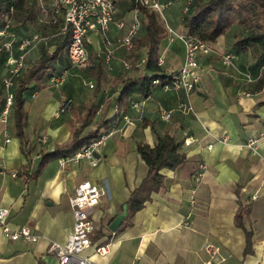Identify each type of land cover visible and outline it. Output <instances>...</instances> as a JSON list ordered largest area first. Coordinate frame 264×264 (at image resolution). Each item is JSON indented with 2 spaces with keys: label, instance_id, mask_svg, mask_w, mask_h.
Wrapping results in <instances>:
<instances>
[{
  "label": "crops",
  "instance_id": "obj_1",
  "mask_svg": "<svg viewBox=\"0 0 264 264\" xmlns=\"http://www.w3.org/2000/svg\"><path fill=\"white\" fill-rule=\"evenodd\" d=\"M115 2V20H123L126 25L122 30L114 23L110 25L107 35L111 45L97 31L87 35L93 64L86 69L88 80L95 87V76L100 74L101 78L95 101L99 109L105 100L113 101L118 95L119 77H139L143 73L140 59L147 51L139 47V62H135L134 54L139 49L129 52L119 44L118 38L128 29L132 10L129 1L124 9ZM166 22L175 32L186 31L181 21L178 30L173 19ZM237 27L242 26L234 24L226 34L210 42L215 53L198 58L201 78L193 92L187 94L184 90L155 85L148 96L134 97L142 102L140 109L129 106L118 116H115L116 105L111 102L105 119L109 120L113 133L96 155L97 166L87 161L68 163L55 159L46 164L37 178L25 183L23 177H13L12 173L28 162L33 169L39 150L50 152L55 145L69 142L71 110L81 114L83 105L94 93V87L91 89L86 81L83 83L77 71L70 72L62 87L48 84L50 74L68 65L66 50L61 51L50 63L41 83H29L22 95L27 114L24 129L29 148L27 157L20 152L12 107L7 123H0V208L8 209L11 228L28 225L39 236L33 243L10 241L0 229V264H59L47 248L50 242L64 245L71 233L73 217L68 198L83 180L106 191L93 209L91 247L83 253L95 264H203L205 242L219 245L221 259L216 264H264V64L259 62L258 53L233 49L235 35L230 31ZM51 42L47 46L49 52L57 41ZM160 47L158 56L162 54L164 58L163 73L179 69L184 55L182 43L175 39L169 44L166 38ZM224 51L235 53L233 68L219 59ZM38 57L39 53L33 64ZM5 58L6 52L2 51L0 112L5 99L1 82L6 74ZM246 75L251 76V82L245 80ZM16 86L15 81L13 92ZM63 97L72 99L73 103L68 111L61 113L58 107ZM159 109L171 111L169 121L158 116ZM125 114L133 119V124H125L121 119ZM98 117L99 113L94 122ZM5 135L8 143L4 142ZM164 135H173L181 141L186 161L173 171L162 169L164 180L159 191L133 216L125 215L118 229L111 232L109 223L124 209L131 191L146 175L147 167L137 152V144L152 146ZM187 137L192 141L184 144ZM41 138L46 141L40 142ZM221 138L226 141H220ZM248 139H255L253 149L246 145ZM208 145L212 147L207 148ZM201 161L206 167L201 177H196ZM240 205L248 207L242 224L253 234L252 252L246 256L244 231L234 224ZM97 246H108L106 255L95 254Z\"/></svg>",
  "mask_w": 264,
  "mask_h": 264
},
{
  "label": "built area",
  "instance_id": "obj_2",
  "mask_svg": "<svg viewBox=\"0 0 264 264\" xmlns=\"http://www.w3.org/2000/svg\"><path fill=\"white\" fill-rule=\"evenodd\" d=\"M135 4L144 6L151 11L162 13L170 6L167 1L164 4L158 0H135ZM39 8V16L37 21L43 26L51 28L53 31L40 38L39 34H32L26 39L21 38L16 40L10 30V24L6 22L0 28V53L6 52L5 69L6 75L2 78V84L6 91L4 105L0 112V123L6 124L10 108L13 105V92L11 88L14 82L25 70V57L29 49L35 46V42L43 40H52L55 37L67 35L68 43L66 46V55L68 65L80 71L90 68L92 64V56L87 48L88 33L91 31L99 32L103 36L105 43L111 45L108 38V31L112 23L115 24L118 30L124 29L126 22L123 20H115L116 7L114 0H37ZM187 10L188 8L185 7ZM141 26L139 20V12L132 10V16L125 34L118 38V42L124 49L129 52L134 50V38L137 35ZM167 42L173 43L175 39L182 43L184 47L183 62L179 69L172 70L166 73L164 78L157 77L152 80L151 85H159L163 89L169 90H184L187 94L195 90V86L201 78L199 71V57L210 56L216 50L212 45L207 44L198 38L191 37L187 32L177 33L170 27L166 26ZM2 39H6L3 41ZM3 41V42H2ZM222 64L229 67L235 66V53L232 51H224L219 54ZM145 57L140 59L144 63ZM158 64L163 65V56L157 58ZM69 67L62 69L58 73H52L48 77V84L51 86H62L68 76ZM247 82H251L252 78L249 75L245 76ZM89 87L94 85L89 82ZM249 96V93H243ZM34 96V95H33ZM72 99L63 97L59 108V112H66L72 107ZM129 106L132 109H140L142 102L131 101ZM187 109H191L188 107ZM171 111L159 109L158 116L164 120H170ZM121 119L126 125L133 124V119L129 116L122 115ZM112 129H102L98 137L92 140L88 145L82 147L72 155L61 158L63 162L79 163L87 161L91 166L98 165L96 155L100 154L103 144L112 135ZM45 138H41L40 142L44 143ZM192 141L191 137L184 140V144ZM220 141L225 142V138ZM4 142L8 143L9 138L5 135ZM247 146L254 148L256 146L255 139H248ZM208 145L207 148H211ZM206 164L201 161L196 169V177H201L202 171L205 170ZM15 177L16 173H12ZM106 191L101 186H98L89 180H83L77 184L73 193L68 198V203L71 208L73 217V228L67 236L66 242L58 244L50 242L47 252L55 255L59 264H95L88 257L83 255L84 251L91 247V232L94 230L95 219H93V209L98 205L100 199ZM9 211L6 208H0V229L5 238L10 241L23 240L24 242H36L39 236L32 233L28 225H22L18 228H11L8 224ZM202 251L205 256L203 264H216L221 258L220 247L211 242H205L202 246ZM108 246H97L94 248V253L97 255H106Z\"/></svg>",
  "mask_w": 264,
  "mask_h": 264
},
{
  "label": "trees",
  "instance_id": "obj_3",
  "mask_svg": "<svg viewBox=\"0 0 264 264\" xmlns=\"http://www.w3.org/2000/svg\"><path fill=\"white\" fill-rule=\"evenodd\" d=\"M131 10L139 12L141 26L134 38V49L147 48L143 63V73L139 77H119L118 83L121 88L118 95L112 100L107 99L99 109L95 105L100 88V74L95 76L96 84L92 97L83 105V111L78 114L72 109L73 119L70 121V140L63 145H55L50 152L39 150L38 161L32 169L28 162L22 166L16 175L23 177L27 183L37 178L49 161L66 158L82 147L88 145L98 137L102 129H109L110 122L105 119L111 102L116 105L115 116L125 112L131 101H136L135 96H148L151 82L157 77L164 78L162 66L158 64L157 58L160 45L167 38L166 28L157 19L156 13L144 6L135 4V0H128ZM167 2V1H166ZM170 2V1H169ZM164 4V3H162ZM188 14L181 16V25L187 34L210 44L218 37L226 34L230 27L238 24L249 30V34L236 38L232 43L233 49H249L255 47L258 51L259 62L264 64V0H202L193 1L188 7ZM39 16L37 0H0V28L10 18H15L19 23H34ZM48 34L53 31L47 27ZM47 34V35H48ZM54 50L49 52L47 46L39 47V57L35 63L28 66L17 78V86L13 92L12 116L15 135L19 141L20 152L26 157L29 153L27 138L24 133L26 126V111L23 92L31 82L40 84L45 72L50 68V63L66 49L68 43L67 35L54 38ZM2 53V52H1ZM264 103V102H262ZM1 105V101H0ZM99 113L97 121L94 118ZM181 141L173 135H164L157 142L149 146L147 143H138L137 152L141 160L146 164L145 177L139 185L131 191L126 201V217L141 210L145 203L151 199V195L159 191L163 184L164 175L162 169L173 171L186 161L185 154L181 151ZM248 207L239 206L234 216V224L244 231L245 248L243 254L252 252V230L242 224V219L247 214Z\"/></svg>",
  "mask_w": 264,
  "mask_h": 264
},
{
  "label": "rangeland",
  "instance_id": "obj_4",
  "mask_svg": "<svg viewBox=\"0 0 264 264\" xmlns=\"http://www.w3.org/2000/svg\"><path fill=\"white\" fill-rule=\"evenodd\" d=\"M116 1L119 2L120 9L121 8L124 9V5H125L126 1H128V0H116ZM168 1H170L171 4H170V6L168 8H166L165 11H163L161 14L156 12V11H154V12L156 13V16H157V19L159 20V22L165 28H166V23H167L166 21L168 20V18L173 19V21H174V23L176 25V28H177L178 27V21H181V19H182L181 16L182 15H187L188 12H189L188 9L187 10L185 9V7L188 8L193 1L197 2V1H202V0H168ZM115 3L116 2L114 0V4ZM7 22L10 24L9 32L12 35H14V38L16 40H19V39L25 38V37L27 39L32 34H39L40 38L44 37V36H46L48 34L47 27L43 26V24H39L38 21H36L34 23L21 24L15 18H10ZM177 30H178V28H177ZM177 33H181V32L177 31ZM230 33H231V35H235L234 39H236L237 37L238 38L244 37V36L248 35L250 32H249V30L245 29L244 27H237V28H233L232 31H230ZM50 42H51V40L50 41L49 40H43V41H40V42H35V46L32 47L31 49H29L28 52H27V55L25 57V65L27 67L32 65L34 60H35V58L38 56L37 52L39 50V47L41 45L42 46L43 45L44 46H49L52 43V42L51 43ZM248 50L249 51H248L247 54L258 53V51H257V49L255 47L249 48ZM140 51L141 50L139 48V50L136 51L137 53L134 54L135 55V60H136L135 62H139V60H138L139 55L137 56V54H139ZM66 67H69V65H67ZM71 71L72 72L73 71L80 72V76H81V79H82L83 83H84V81H86V85L89 87V80H88V73H87L88 71L87 70L79 71L77 69L69 67L67 78L69 77V74H70ZM5 72H6V69H5ZM64 85H65V83L62 86H64ZM62 86H60V87H62ZM13 88H14V85L11 88L12 92H13V90H12ZM5 94H6V91H4L3 96H5Z\"/></svg>",
  "mask_w": 264,
  "mask_h": 264
},
{
  "label": "water",
  "instance_id": "obj_5",
  "mask_svg": "<svg viewBox=\"0 0 264 264\" xmlns=\"http://www.w3.org/2000/svg\"><path fill=\"white\" fill-rule=\"evenodd\" d=\"M126 212L127 210L125 206L124 209L117 216H115L114 219L109 223L108 229L111 232H115L118 229L119 225L122 223V221L125 218Z\"/></svg>",
  "mask_w": 264,
  "mask_h": 264
}]
</instances>
